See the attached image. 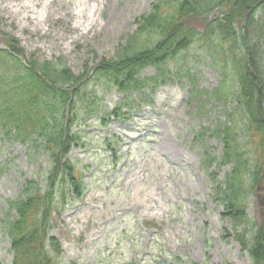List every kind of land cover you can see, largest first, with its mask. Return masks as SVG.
Segmentation results:
<instances>
[{
    "label": "rangeland",
    "instance_id": "obj_1",
    "mask_svg": "<svg viewBox=\"0 0 264 264\" xmlns=\"http://www.w3.org/2000/svg\"><path fill=\"white\" fill-rule=\"evenodd\" d=\"M153 1L0 0V39L15 38L26 56L62 59L79 75L113 57ZM186 59L200 90L220 85L221 73L201 49L192 46ZM94 89L97 97L75 128L80 144L70 153L85 191L56 217L51 232L62 246L61 264H249L213 194L210 173L222 181L229 166L202 163L205 146L219 156L222 144L209 133L195 140L202 125L223 118L218 105L204 97L190 101L187 81L175 80L154 93H134L117 117L110 113L123 94L102 84ZM46 161L0 136V217ZM249 203L258 221L257 197ZM10 247L0 228V264H11Z\"/></svg>",
    "mask_w": 264,
    "mask_h": 264
},
{
    "label": "trees",
    "instance_id": "obj_2",
    "mask_svg": "<svg viewBox=\"0 0 264 264\" xmlns=\"http://www.w3.org/2000/svg\"><path fill=\"white\" fill-rule=\"evenodd\" d=\"M192 46L221 73L217 88L199 89L186 59ZM147 68L155 72L145 74ZM184 79L190 101L204 97L220 108L223 118L212 127L202 125L195 140L209 133L222 144L219 156L207 146L202 156L206 166H229L222 181L210 173L214 198L250 255L249 264H264V216L257 221L248 213L249 199L264 180V0H154L116 54L79 75L62 59L26 56L15 38L0 39V136L47 159L42 174L26 179L18 197L2 207L0 228L10 242L11 264H61L62 246L51 232L56 217L85 191L70 153L80 144L75 128L88 100L97 97L94 87L102 84L123 94L110 113L121 117L134 93H154Z\"/></svg>",
    "mask_w": 264,
    "mask_h": 264
},
{
    "label": "water",
    "instance_id": "obj_3",
    "mask_svg": "<svg viewBox=\"0 0 264 264\" xmlns=\"http://www.w3.org/2000/svg\"><path fill=\"white\" fill-rule=\"evenodd\" d=\"M245 26H246V20L243 22V25H242L243 34H244ZM248 60H249V55H248ZM251 73L255 74L253 69H251ZM259 93L261 94V88H259ZM257 199L259 201L261 211L264 215V180L260 182V184L257 187Z\"/></svg>",
    "mask_w": 264,
    "mask_h": 264
},
{
    "label": "bare ground",
    "instance_id": "obj_4",
    "mask_svg": "<svg viewBox=\"0 0 264 264\" xmlns=\"http://www.w3.org/2000/svg\"><path fill=\"white\" fill-rule=\"evenodd\" d=\"M59 1H61V0H59ZM29 7V6H28Z\"/></svg>",
    "mask_w": 264,
    "mask_h": 264
}]
</instances>
